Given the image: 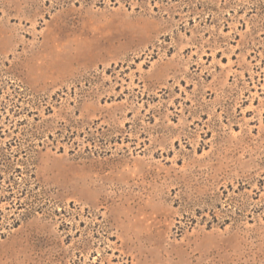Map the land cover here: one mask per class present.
<instances>
[{
  "label": "rangeland",
  "instance_id": "1",
  "mask_svg": "<svg viewBox=\"0 0 264 264\" xmlns=\"http://www.w3.org/2000/svg\"><path fill=\"white\" fill-rule=\"evenodd\" d=\"M0 264H264V0H0Z\"/></svg>",
  "mask_w": 264,
  "mask_h": 264
}]
</instances>
